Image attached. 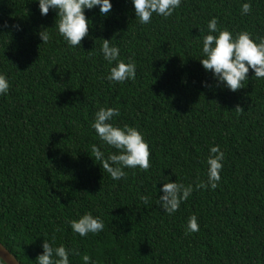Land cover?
<instances>
[{
    "label": "trees",
    "instance_id": "obj_1",
    "mask_svg": "<svg viewBox=\"0 0 264 264\" xmlns=\"http://www.w3.org/2000/svg\"><path fill=\"white\" fill-rule=\"evenodd\" d=\"M245 2L251 12L242 15ZM112 4L106 15L86 10L89 34L70 47L56 11L0 0V74L10 85L0 96V243L20 264H36L43 239L72 250L70 264L84 255L91 264H264V78L250 70L231 92L199 62L213 17L221 30L264 39V0H182L145 25L130 0ZM103 39L135 62V79H105L114 64L103 59ZM101 107L118 108L112 123L143 134L147 170L124 169L117 181L95 160L94 145L105 158L118 154L91 128ZM215 146L224 159L212 189ZM169 182L192 189L171 214L159 203ZM85 213L103 231L74 233L70 221ZM192 216L196 232L187 231Z\"/></svg>",
    "mask_w": 264,
    "mask_h": 264
},
{
    "label": "clouds",
    "instance_id": "obj_2",
    "mask_svg": "<svg viewBox=\"0 0 264 264\" xmlns=\"http://www.w3.org/2000/svg\"><path fill=\"white\" fill-rule=\"evenodd\" d=\"M41 16H47L49 10L56 11L59 22L55 26L59 34L70 47H81L82 41L89 34L91 21L85 12L99 8L101 15L109 14L113 8L112 0H36ZM134 7L136 20L141 25L150 23L153 15L168 18L178 9L182 0H130ZM251 12V4L245 2L241 6V14L247 15ZM45 29L40 31L39 38L43 43L49 40V34ZM208 34L203 37L201 55L204 57L199 62L206 73L210 72L217 85H222L231 92L243 88V82L248 80L251 70L256 78H264V39L254 40L247 31L233 34L227 29L218 27V18L213 17L207 24ZM103 59L109 65L108 75L105 77L110 83H123L133 80L136 76V64L129 61L125 63L120 60V49L112 46L110 41L103 39L100 49ZM204 86H207L205 84ZM9 82L5 75L0 74V96L8 94ZM236 110H242L237 107ZM118 108L101 107L96 113L91 128L95 131L100 141L117 150L105 158L99 147L93 146L92 152L95 160L100 161L104 171L111 179L121 180L125 176L124 169L140 168L147 170L150 167L149 145L143 134L134 127L124 125L116 126L112 123L114 117H118ZM224 159L223 152L219 146L210 148L207 163L208 184L212 189L218 186L220 170ZM204 186V185H201ZM159 203L161 208L171 214L180 206L182 200H186L191 194V187H184L175 182L162 184L159 189ZM145 204L149 198L142 196ZM71 230L81 238L87 237L89 233L96 234L104 229V222L98 216L85 213L78 219L70 221ZM199 225L196 216L189 218L187 231L196 232ZM42 253L36 258V264H70V249L60 245L53 247L47 240L43 239L41 244ZM84 264H91L88 255L83 256ZM0 264H10L9 260L0 255Z\"/></svg>",
    "mask_w": 264,
    "mask_h": 264
},
{
    "label": "water",
    "instance_id": "obj_3",
    "mask_svg": "<svg viewBox=\"0 0 264 264\" xmlns=\"http://www.w3.org/2000/svg\"><path fill=\"white\" fill-rule=\"evenodd\" d=\"M0 255L9 260L10 264H20L17 259L0 243Z\"/></svg>",
    "mask_w": 264,
    "mask_h": 264
}]
</instances>
